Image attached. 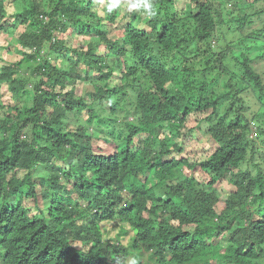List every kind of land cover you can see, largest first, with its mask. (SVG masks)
I'll return each mask as SVG.
<instances>
[{
    "label": "trees",
    "instance_id": "obj_1",
    "mask_svg": "<svg viewBox=\"0 0 264 264\" xmlns=\"http://www.w3.org/2000/svg\"><path fill=\"white\" fill-rule=\"evenodd\" d=\"M12 1L14 14L0 0V32L24 27L25 58L0 57V85L19 96L26 65L39 81L33 105L0 121V264H264V0L228 11L241 29L258 23L237 44L239 72L213 47L233 0H190L196 13L153 0L152 19L107 0ZM70 115L83 120L73 132ZM203 127L211 156L180 157ZM225 181L235 191L218 194Z\"/></svg>",
    "mask_w": 264,
    "mask_h": 264
},
{
    "label": "rangeland",
    "instance_id": "obj_2",
    "mask_svg": "<svg viewBox=\"0 0 264 264\" xmlns=\"http://www.w3.org/2000/svg\"><path fill=\"white\" fill-rule=\"evenodd\" d=\"M7 4V9L10 14H14L17 12L18 8L16 3H14L12 0H5ZM238 1L243 2L245 0H233L230 2V4L225 6V9L223 11L224 13V18L226 23L224 24L225 26L222 27V29L218 32V39L213 42V47L215 48L217 53H220L222 49H229L230 52L228 53V58H227V64L230 62V67L233 70H237L238 72L241 70L239 67H237L235 58L240 59L241 57V52L237 44L242 41V39L245 37V35H248L251 33V30L257 28L258 23L253 24V27L246 28V29H241L240 26L238 25V22H233L229 20L230 16L227 15L228 11L232 12V16H235V18L240 17V14L244 13H252L254 11V7H248L241 11V8H244L246 4H236ZM254 0H248L247 3H252ZM100 4V3H99ZM231 5H234L233 7ZM237 5V6H236ZM258 6V5H257ZM262 5H259V7ZM96 7V6H95ZM94 7V8H95ZM175 7L176 10L179 12H189L193 11V13H196L198 11V8H192L190 4V0H176L175 2ZM96 9V8H95ZM103 9V8H100ZM142 17H145V14H141ZM122 24L119 23L117 27H120ZM142 27L148 28L147 25L143 24ZM25 31L24 27H20ZM20 28L18 30L14 29V27L9 28V31H2L0 32V57L5 61V65L7 64H17L20 63L24 58V54L22 50L20 49V42L19 38L21 35V30ZM241 32L243 34H241ZM226 34L227 38L224 39L223 34ZM74 31L69 30L66 32V41L67 44L72 46L73 48H79V47H85L86 44L90 42L88 38H83L79 37ZM112 37L115 36L114 33L111 35ZM264 52V51H261ZM51 62L54 64L57 63V59L53 58L50 56ZM59 61V60H58ZM258 69L264 72V61L262 62H255ZM59 65V63H57ZM29 68L30 65H26L23 68L22 71V76L23 78H27L21 91L19 92V96H15L12 88L9 86L8 83L0 85V107L4 108L3 110L0 109V121L4 119H9L11 115L13 114L12 110L16 107L22 108V107H27L29 108L30 106L33 105V98L29 95V91L34 89V86L36 83H38L39 78H34L32 75H28L29 73ZM213 79H216V83H212L211 89H217L219 92H224L226 90L225 82H227L228 76L225 73H222L221 75H218V73H213L208 75L207 80L212 81ZM78 90H79V95L85 97L86 93L89 91H93V85L91 82L88 83H78ZM247 105H248V115L253 116L255 113H258L260 111H263L257 103H255V100L251 97L247 100ZM123 116V115H122ZM133 118H131L132 120ZM10 121V120H8ZM82 117L81 115L74 116L70 115L69 118L66 119L65 125H63L64 130H69L71 132L75 131L76 128L79 126L80 123H82ZM195 122L191 121L189 123V127L194 126ZM103 128V127H102ZM100 127V129H102ZM206 129V127H203L201 130H199V133L196 135L198 138L194 144L188 145V147L184 150L182 154H180V157H186L189 159L191 162H200L207 160L208 157L211 156V150L210 148L214 145V141L209 138L206 134L203 133V130ZM90 131H99L97 127H91ZM106 132V131H105ZM111 132V131H110ZM113 133V132H112ZM1 137V133H0ZM261 147H263V144H260ZM201 179H199L200 181ZM215 190L218 192V194H221L223 191H235V187H233L228 181L221 182ZM109 226V227H108ZM102 230L105 231H112V226L109 225L108 223L102 224L101 226ZM118 233L117 230H114L111 234V238H115L116 234ZM106 235V234H105ZM107 236V235H106ZM131 260L129 263L131 264ZM147 264V261L145 262Z\"/></svg>",
    "mask_w": 264,
    "mask_h": 264
},
{
    "label": "clouds",
    "instance_id": "obj_3",
    "mask_svg": "<svg viewBox=\"0 0 264 264\" xmlns=\"http://www.w3.org/2000/svg\"><path fill=\"white\" fill-rule=\"evenodd\" d=\"M100 3H105V0H100ZM107 5L109 13L123 8L129 13L142 12L148 19L154 18L157 14L153 0H107ZM132 264H135V262L133 261Z\"/></svg>",
    "mask_w": 264,
    "mask_h": 264
},
{
    "label": "built area",
    "instance_id": "obj_4",
    "mask_svg": "<svg viewBox=\"0 0 264 264\" xmlns=\"http://www.w3.org/2000/svg\"><path fill=\"white\" fill-rule=\"evenodd\" d=\"M46 20H48V18H46Z\"/></svg>",
    "mask_w": 264,
    "mask_h": 264
}]
</instances>
